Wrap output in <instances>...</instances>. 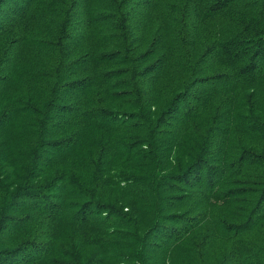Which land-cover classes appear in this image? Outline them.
I'll return each mask as SVG.
<instances>
[{
  "label": "trees",
  "instance_id": "1",
  "mask_svg": "<svg viewBox=\"0 0 264 264\" xmlns=\"http://www.w3.org/2000/svg\"><path fill=\"white\" fill-rule=\"evenodd\" d=\"M0 264H264V0H0Z\"/></svg>",
  "mask_w": 264,
  "mask_h": 264
}]
</instances>
